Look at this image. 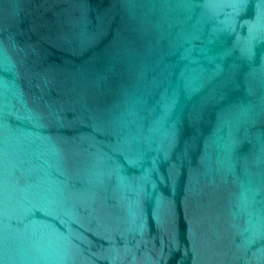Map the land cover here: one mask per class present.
<instances>
[{
  "label": "water",
  "instance_id": "95a60500",
  "mask_svg": "<svg viewBox=\"0 0 264 264\" xmlns=\"http://www.w3.org/2000/svg\"><path fill=\"white\" fill-rule=\"evenodd\" d=\"M0 264H264V0H0Z\"/></svg>",
  "mask_w": 264,
  "mask_h": 264
}]
</instances>
